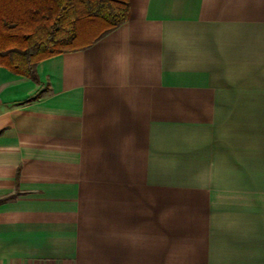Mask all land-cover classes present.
Here are the masks:
<instances>
[{
	"label": "crops",
	"instance_id": "crops-1",
	"mask_svg": "<svg viewBox=\"0 0 264 264\" xmlns=\"http://www.w3.org/2000/svg\"><path fill=\"white\" fill-rule=\"evenodd\" d=\"M129 4L0 64V264H264V0Z\"/></svg>",
	"mask_w": 264,
	"mask_h": 264
},
{
	"label": "trees",
	"instance_id": "trees-1",
	"mask_svg": "<svg viewBox=\"0 0 264 264\" xmlns=\"http://www.w3.org/2000/svg\"><path fill=\"white\" fill-rule=\"evenodd\" d=\"M19 1L13 8L0 0V64L35 81L39 61L86 48L130 16L129 0ZM98 24L100 32L85 40Z\"/></svg>",
	"mask_w": 264,
	"mask_h": 264
},
{
	"label": "rangeland",
	"instance_id": "rangeland-1",
	"mask_svg": "<svg viewBox=\"0 0 264 264\" xmlns=\"http://www.w3.org/2000/svg\"><path fill=\"white\" fill-rule=\"evenodd\" d=\"M100 26H101L100 24H98L94 28H92V26H91L89 32L86 34L84 39L85 40H89L92 37H94L95 35H97L100 32V30H101ZM263 90H264V87H260V91H261L260 93H264Z\"/></svg>",
	"mask_w": 264,
	"mask_h": 264
}]
</instances>
